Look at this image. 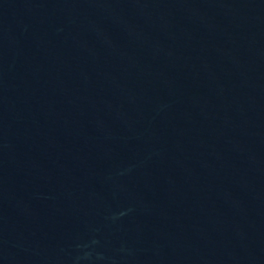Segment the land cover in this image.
I'll use <instances>...</instances> for the list:
<instances>
[{
    "label": "water",
    "instance_id": "obj_1",
    "mask_svg": "<svg viewBox=\"0 0 264 264\" xmlns=\"http://www.w3.org/2000/svg\"><path fill=\"white\" fill-rule=\"evenodd\" d=\"M0 264H264V0H0Z\"/></svg>",
    "mask_w": 264,
    "mask_h": 264
}]
</instances>
